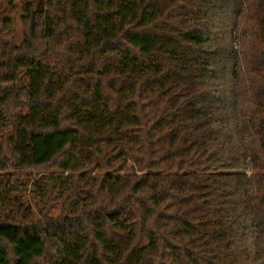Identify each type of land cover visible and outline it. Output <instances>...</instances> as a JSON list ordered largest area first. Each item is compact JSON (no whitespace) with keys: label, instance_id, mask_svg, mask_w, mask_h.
Returning a JSON list of instances; mask_svg holds the SVG:
<instances>
[{"label":"trees","instance_id":"1","mask_svg":"<svg viewBox=\"0 0 264 264\" xmlns=\"http://www.w3.org/2000/svg\"><path fill=\"white\" fill-rule=\"evenodd\" d=\"M6 3L0 264H264V0Z\"/></svg>","mask_w":264,"mask_h":264},{"label":"rangeland","instance_id":"2","mask_svg":"<svg viewBox=\"0 0 264 264\" xmlns=\"http://www.w3.org/2000/svg\"><path fill=\"white\" fill-rule=\"evenodd\" d=\"M7 0H0V7L5 6ZM13 3L15 4V10L13 11L14 15H15V30L19 31L20 30V22L18 20V16H19V9L21 7V0H13ZM182 87V88H181ZM177 89L183 90V91H188L190 89V87L187 86H183L180 84L176 85ZM125 171L129 172L131 169L132 170H136V165H134L133 163H131L129 160L125 165ZM121 174H124V172H121ZM93 175V174H90ZM35 174H21L20 175V180H24L27 179L28 181H32L34 178H37L38 175L35 177ZM44 180V179H43ZM26 197L28 198L31 208L35 209L36 205L38 204L39 201V195H37V192H29V190L26 192ZM63 197L59 198L58 203L61 202ZM58 213V206H56L53 210H52V214H57ZM257 257H261V254L258 252Z\"/></svg>","mask_w":264,"mask_h":264}]
</instances>
